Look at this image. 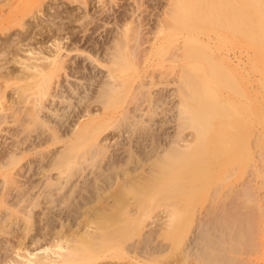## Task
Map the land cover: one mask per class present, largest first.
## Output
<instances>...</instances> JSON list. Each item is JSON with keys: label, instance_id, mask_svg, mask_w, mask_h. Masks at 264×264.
<instances>
[{"label": "bare ground", "instance_id": "1", "mask_svg": "<svg viewBox=\"0 0 264 264\" xmlns=\"http://www.w3.org/2000/svg\"><path fill=\"white\" fill-rule=\"evenodd\" d=\"M258 20L264 0H0V264H264L211 87Z\"/></svg>", "mask_w": 264, "mask_h": 264}, {"label": "rangeland", "instance_id": "2", "mask_svg": "<svg viewBox=\"0 0 264 264\" xmlns=\"http://www.w3.org/2000/svg\"><path fill=\"white\" fill-rule=\"evenodd\" d=\"M259 21L261 20H258V25H260ZM263 21H261V23ZM261 32L262 31H260L259 33L257 32V38L254 44L255 47L253 49L248 48L247 50L246 46L241 48V61L238 64L239 66H237L238 69L236 68L237 71L234 69L236 71V74L240 73V75L235 76L234 71L228 73L229 77L232 80L231 83L233 84V86L230 83V85L226 87L227 85H222V82H214L215 85H213L212 82L211 87L215 98L221 99L222 102L227 103L226 112L224 110V113H226L227 117L225 118V115H223V119L225 120L219 118L220 121H218V124H221V122L223 121V125H221V127L224 126V128L222 127L224 131L225 128L226 130L229 128V131L232 128L233 130L234 128L237 129L238 139L234 143L231 142L224 145V149H226V152L223 156V170H228L230 168V163L232 162L238 164V168L234 175H231L230 178L228 176V179L225 181L224 185L229 186V184L234 182L235 179H238L242 182L247 179L246 177L248 176L253 178L252 185L257 190L256 196L257 198H259L258 203L261 204V208L263 209V216L257 215L256 221L264 228V32ZM98 37L99 35L94 37V39ZM252 52H254L255 58L253 61H251L250 64V61H247V55ZM232 73L234 75V78L232 77ZM252 79H254V81ZM251 84H253V88ZM230 86L234 88L232 89L230 88ZM217 120L218 119H213V122L216 121L215 123L217 124ZM254 132L260 134V140L257 145L259 147L256 146V148L254 149V153H252L251 156L249 153V150L251 149L250 140ZM4 138L6 139L2 144V140ZM10 139V136L8 134H5L0 138L1 145H5ZM112 140L113 139H111V141ZM254 163L256 164L257 172H254L255 175L253 176L252 165ZM163 215L164 213H159L152 218V221L156 222L157 218L162 217ZM38 216L41 217L42 213H39ZM152 225H154L153 222L148 224V226ZM0 254H2V252H0ZM170 255L172 256L173 254L168 253L163 255L161 258L159 257V262V259H152L148 260L147 263L163 264L161 262L162 259L164 264H166V260L169 261L171 259ZM242 256L248 257L249 260L264 256L262 245L258 243L251 251H249L248 253H244ZM110 259L108 258V260L110 261L118 262L115 261L117 257H113ZM118 260L121 259L118 258Z\"/></svg>", "mask_w": 264, "mask_h": 264}]
</instances>
